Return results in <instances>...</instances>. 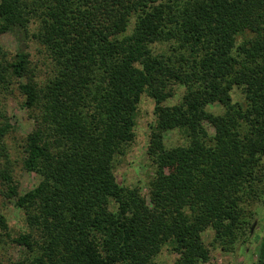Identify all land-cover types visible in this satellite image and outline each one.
Returning <instances> with one entry per match:
<instances>
[{
    "label": "trees",
    "instance_id": "16d2710c",
    "mask_svg": "<svg viewBox=\"0 0 264 264\" xmlns=\"http://www.w3.org/2000/svg\"><path fill=\"white\" fill-rule=\"evenodd\" d=\"M34 17L53 66L44 82L25 48L0 45V85L15 83L32 113L22 166L38 176L18 192L0 168L1 193L27 228L12 264H162V246L172 264H216L201 232L231 249L264 191V0H0V33L19 43ZM142 93L154 114L145 194L113 173ZM10 129L3 114L4 160ZM171 129L183 141L167 146ZM0 229L9 235L1 212ZM254 264H264V228Z\"/></svg>",
    "mask_w": 264,
    "mask_h": 264
},
{
    "label": "rangeland",
    "instance_id": "374dc122",
    "mask_svg": "<svg viewBox=\"0 0 264 264\" xmlns=\"http://www.w3.org/2000/svg\"><path fill=\"white\" fill-rule=\"evenodd\" d=\"M37 23L38 18L34 17L29 23L28 36L23 43H19L17 38L9 32L0 33V45L9 52H13L19 46L25 48L29 52L30 66L34 72V79L44 82L51 75L53 66L50 56L31 35ZM14 84L7 88H3L0 85V121L3 120L4 114L11 125V129L3 138L7 161L4 160L3 153L0 152V168L5 165L10 169L17 191L23 192L37 182L38 176L32 171L25 170L22 166L23 137L33 126V119L31 110L22 105L21 95L14 87ZM181 91L182 87H176L175 93L168 99V103L176 101ZM231 96L233 99H238V91L231 92ZM152 108V98L142 93L137 103L133 139L126 146L124 153L115 158L113 164V173L120 185H139L141 192L144 194L146 192V183L152 173V166L146 155L150 126L154 122ZM209 109L215 112L220 111V107L217 105H211ZM206 127L209 131H212L209 125ZM163 137L167 146L183 141L182 134L176 129L164 131ZM262 163L264 164V156L262 157ZM256 172L261 178H264V167H259ZM1 183L2 180L0 178V212L6 218L9 235H4L0 229V264H12V261L19 256L25 247L23 239L20 237V232L26 231L27 228L22 210L14 206L12 199L4 197L1 193L4 187ZM249 202L246 205V209L254 212L248 224L249 234L242 241L241 238L237 240L231 249L223 250L212 242V229L205 228L201 232L203 242L209 250V261L216 264H254L258 237L264 228V191L260 199L253 198ZM252 222L254 223L250 230ZM175 256V253L170 251L167 246H162L155 260L157 263L172 264Z\"/></svg>",
    "mask_w": 264,
    "mask_h": 264
},
{
    "label": "water",
    "instance_id": "95a60500",
    "mask_svg": "<svg viewBox=\"0 0 264 264\" xmlns=\"http://www.w3.org/2000/svg\"><path fill=\"white\" fill-rule=\"evenodd\" d=\"M253 223H254V222H252V224H251V226H250V230H251V228H252V226H253ZM234 264H237V263H234Z\"/></svg>",
    "mask_w": 264,
    "mask_h": 264
}]
</instances>
